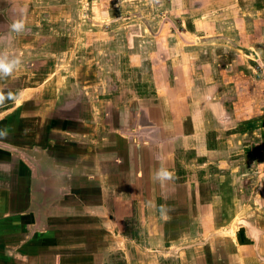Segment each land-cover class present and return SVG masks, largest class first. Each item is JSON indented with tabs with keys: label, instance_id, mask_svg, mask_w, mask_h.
<instances>
[{
	"label": "rangeland",
	"instance_id": "374dc122",
	"mask_svg": "<svg viewBox=\"0 0 264 264\" xmlns=\"http://www.w3.org/2000/svg\"><path fill=\"white\" fill-rule=\"evenodd\" d=\"M11 9L16 29L13 47H38L45 53L37 67L21 74L16 70L18 76L13 75L14 84L8 89L13 90V98L22 88L30 89L28 98L18 100L21 110L9 117V131L0 128L1 139L14 141V146L43 144L53 132L82 142L88 141L89 133L95 144L107 131L100 130L96 120L83 119L86 107L97 108L94 118L99 120L107 101L118 104L125 94L126 100L119 105L130 106L133 94L153 100L160 89L165 93L171 86L178 98L182 87L190 95L191 87L198 84L205 91L215 86L216 99L224 102L231 120L222 142L231 148L234 162L222 165L224 172L217 164L206 167L221 177L214 180L217 210L208 214L211 219L204 229L189 227L195 221L165 223L166 212H155L153 220L164 226L167 239L160 243L159 225L153 230L155 241L150 238V227L142 226L144 217L150 220L149 213L139 216L131 202H117V213L109 215L116 226L107 224L108 232L99 221L105 218L74 206L75 215L62 213L55 220L62 226L57 230L61 263L87 260L93 264L91 246V256L79 253L84 244L122 242L123 236L130 240L124 252H131V260L123 250L114 249L109 251L114 254L108 264H138L137 253L144 257V264H264V0H11ZM197 79L202 83H194ZM192 91L189 103L194 102ZM69 102L84 115L80 114V122L62 127L53 121L55 109ZM96 125L93 134L90 130ZM258 141L263 146H255ZM87 151L74 149L78 155L91 154ZM177 155L186 158L181 151ZM189 167L195 171L196 164ZM11 169L14 175L18 173L16 164ZM83 169L77 166L81 175ZM15 180L18 193L12 198L13 212L21 205L19 187L25 188L23 180ZM92 185L94 191L99 189L96 183ZM79 198H92L93 211L100 204L95 196H80L77 203H82ZM21 234L10 237L6 245L11 248L20 243L24 230ZM171 246L185 250L186 256H162ZM74 249L77 253L69 254ZM13 264L23 262L16 259Z\"/></svg>",
	"mask_w": 264,
	"mask_h": 264
},
{
	"label": "crops",
	"instance_id": "0c3cea01",
	"mask_svg": "<svg viewBox=\"0 0 264 264\" xmlns=\"http://www.w3.org/2000/svg\"><path fill=\"white\" fill-rule=\"evenodd\" d=\"M10 10L11 0H0V38H3L0 39V61L12 65L11 72L0 69V128L4 127L5 133L10 129V116L22 108L18 100L28 98L30 94L26 97L30 89L22 88L13 98V90H8L14 84L13 75L18 76L26 68L37 67L45 54L38 47H13L15 38L12 35H16V29ZM14 70L18 73L14 74ZM180 77L177 76V80ZM198 81L202 83L200 79L194 83ZM193 87L190 95L187 93L188 88L182 87L179 98L173 86L167 88L165 93H161L160 89L153 99L158 103L133 94L129 98L132 104L123 107L119 105L126 100L125 94H122L117 100L118 104L105 103L104 111L99 113V120L94 118L97 116L94 110L98 109L89 105L84 109L87 113L83 119L89 122L96 120L100 130L107 131V135L95 144L90 142L89 133V142H82L80 139L61 138L58 132H53L52 138L44 140L43 144L36 143L34 146L31 143L18 148L14 146V141L1 139L3 134L0 133V262L13 264L14 260L19 259L23 264H46L52 260L53 264H62L61 253L57 251L60 248L57 230L62 226L55 220L62 213L75 215L78 210L74 206H81L82 212H94V215L105 218L106 221L98 220L104 231L108 232L107 224L111 228L116 226L115 220L109 215L111 212L117 213V202H131L139 216L144 217L145 212L149 213L150 220L144 217L142 226L150 227L148 232L151 239H157L153 230L159 225L160 243L166 237L164 226L153 220L155 212H166L165 223L168 222L166 220L173 221V224L195 221L197 224L189 223V227L204 229L210 222V214L214 215L213 212L217 210L214 208V180H218L220 172L226 170L222 165L234 162L230 156L231 148L222 142L223 132L230 130L231 120L224 102L216 99L215 86H210L206 91L201 84ZM192 89L195 91L194 102L189 103ZM80 114L84 115L76 111L71 102L63 103L55 109L53 121L64 127V124L80 122L83 117ZM92 130L94 134L97 125ZM215 132L217 135L211 141L209 135ZM33 136L34 133L30 134L31 138ZM254 144L263 146L259 141ZM75 147L84 151L90 149L91 154L78 155V152H74ZM178 151L183 152L186 158H179ZM202 158L203 161L200 160ZM190 163L196 164L195 171L189 167ZM14 164L18 168L16 175L11 169ZM79 164L84 168L83 175L77 171ZM211 164H217L215 166L220 172L206 170ZM3 177L4 180H1ZM14 178L23 180L25 185V188L19 187L21 205L16 212H13L12 198L17 195L18 189L14 190ZM92 183H96L99 189L94 191ZM80 196L98 197L100 204L93 211V199L85 198L82 201L79 198L82 203H77ZM259 203L263 204L262 201ZM23 230L24 236L19 238L20 243L8 247L7 240L23 233ZM120 237L122 242L97 241L93 246L83 243L84 250L81 249L79 253L91 256L88 251L94 250L93 264H108L110 256L114 254L109 251L127 250L130 240ZM74 253H77L75 249L69 252ZM165 253L162 255L165 258L180 256L181 259L186 256L185 250L182 252L179 247L166 248ZM131 255L130 251L124 252L127 260H131ZM136 258L138 264L145 263L141 254L137 253ZM74 263L88 264L87 260Z\"/></svg>",
	"mask_w": 264,
	"mask_h": 264
},
{
	"label": "clouds",
	"instance_id": "9594fccd",
	"mask_svg": "<svg viewBox=\"0 0 264 264\" xmlns=\"http://www.w3.org/2000/svg\"><path fill=\"white\" fill-rule=\"evenodd\" d=\"M0 69H2L3 72H11L12 71V65L4 63L3 61H0Z\"/></svg>",
	"mask_w": 264,
	"mask_h": 264
},
{
	"label": "bare ground",
	"instance_id": "6f19581e",
	"mask_svg": "<svg viewBox=\"0 0 264 264\" xmlns=\"http://www.w3.org/2000/svg\"><path fill=\"white\" fill-rule=\"evenodd\" d=\"M7 77V76H6ZM15 107V106H14ZM254 234H256V233H254Z\"/></svg>",
	"mask_w": 264,
	"mask_h": 264
}]
</instances>
